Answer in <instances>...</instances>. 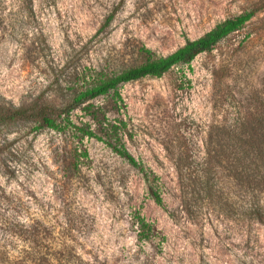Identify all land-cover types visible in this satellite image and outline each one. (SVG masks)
<instances>
[{"label":"rangeland","instance_id":"rangeland-1","mask_svg":"<svg viewBox=\"0 0 264 264\" xmlns=\"http://www.w3.org/2000/svg\"><path fill=\"white\" fill-rule=\"evenodd\" d=\"M250 12L191 66L74 110L102 141L42 126L40 108ZM0 106L27 109L0 124V264H264V163L249 186L227 130L264 119V0H0Z\"/></svg>","mask_w":264,"mask_h":264},{"label":"trees","instance_id":"trees-1","mask_svg":"<svg viewBox=\"0 0 264 264\" xmlns=\"http://www.w3.org/2000/svg\"><path fill=\"white\" fill-rule=\"evenodd\" d=\"M254 16L255 12H250L235 18L228 19L218 24L215 28L204 34L202 37L194 40H187V42L182 47L178 48L176 51L167 56L156 59H152L150 57L142 65L125 69L122 72L112 76H104L103 78L95 79L91 85L87 86L84 90L77 92L72 102L65 108H62L61 110L50 106L40 108V110L37 111V114L42 126L53 129L60 133H66L68 132L69 128H73L76 130V132L80 133V139L89 137L97 138L102 141V138L97 136V134L94 133L90 127L85 128L75 125L71 120V113L87 103L88 105L84 107V110H91L93 106L89 102L96 100L99 97L107 96L111 92H114L115 96L121 99L119 87L125 83L149 76L158 78L162 77L165 73L178 65L191 66L192 62L198 55L211 52L221 40L242 29L249 21L253 19ZM112 17L108 19L107 23H109ZM26 116L27 109L0 106V124H8L22 120L23 117ZM119 123L120 125L114 124L110 128L118 144L120 142L119 133L123 129L122 126H125L124 122L120 121ZM102 124L104 127L103 130H105V126L107 127V125L103 122ZM234 128L235 129L232 130L231 126L227 127L229 132L236 131V137L234 138L236 142L231 144L234 149V152L232 153H237V158L244 163V169L246 171L245 182L250 186L253 184V182H255L254 178L258 175L255 173V171H258L259 169L257 167V161H262L264 163V119L256 118L254 121L243 122ZM237 130H240V133ZM109 146H111L122 157L127 159L132 165L135 167H140V169L145 172V168L142 167L140 163L124 147H119L113 143H109ZM78 149L80 148L77 147L75 149V155H73L71 162L73 165V170L75 171L78 170L80 164L82 163L81 159L88 157L87 150L78 152ZM145 176L149 181V175L145 173ZM203 184L207 186L206 189L208 191H211L209 182L204 181ZM151 195L158 205H164V200L158 191H154L151 188ZM251 212L256 214L257 217L264 218V212L262 209L260 210V208L259 210L255 209ZM136 222L139 228L140 239H150L151 233L154 230L153 225L148 223L146 219L139 214L136 215Z\"/></svg>","mask_w":264,"mask_h":264}]
</instances>
